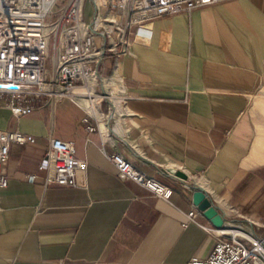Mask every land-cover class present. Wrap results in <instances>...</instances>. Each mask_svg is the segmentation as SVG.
<instances>
[{
  "label": "crops",
  "instance_id": "1",
  "mask_svg": "<svg viewBox=\"0 0 264 264\" xmlns=\"http://www.w3.org/2000/svg\"><path fill=\"white\" fill-rule=\"evenodd\" d=\"M130 49L108 51L89 89L43 95L30 114L2 98L0 128L36 140L14 143L4 165L0 264H191L223 228L264 233V0L151 18ZM52 138L87 161L77 185L47 181ZM113 152L171 185L170 198L123 178ZM199 188L223 228L195 204Z\"/></svg>",
  "mask_w": 264,
  "mask_h": 264
},
{
  "label": "built area",
  "instance_id": "2",
  "mask_svg": "<svg viewBox=\"0 0 264 264\" xmlns=\"http://www.w3.org/2000/svg\"><path fill=\"white\" fill-rule=\"evenodd\" d=\"M220 1L94 0L96 11L87 19L84 0H71L60 19L47 21L58 0H0V99L8 97L12 112L20 117L33 112L43 95L75 96L79 85L89 89L98 80L99 65L108 51L117 56L131 52L138 25ZM52 39L60 44V54L48 78ZM35 140L22 130L0 128V188L9 183L4 165L12 145ZM50 142L41 165L48 171L47 181L77 185L78 171L87 167V161L76 155L75 141L52 138ZM110 158L123 178L134 179L159 196L170 198L173 187L137 168L127 155L113 152ZM30 179L35 180L36 175ZM223 231L212 253L194 256L191 264H264V233Z\"/></svg>",
  "mask_w": 264,
  "mask_h": 264
},
{
  "label": "rangeland",
  "instance_id": "3",
  "mask_svg": "<svg viewBox=\"0 0 264 264\" xmlns=\"http://www.w3.org/2000/svg\"><path fill=\"white\" fill-rule=\"evenodd\" d=\"M70 1L71 0H58V2L55 4V6L53 8L54 11L49 15V17L47 18V21H56V20L60 19L63 12H64L63 8H65ZM83 8H84V17L85 18L90 19L91 17H93V15L96 11L94 0H84ZM134 30H136V27ZM54 41H55L54 39L51 40V46L49 49L50 54H49L48 62H47V68L49 70L48 71V74H49L48 78H51L52 73L55 69L54 68L55 64L57 63V59H58L59 54H60V44L58 46ZM59 43H60V40H59ZM4 101L5 100L0 99V103H3Z\"/></svg>",
  "mask_w": 264,
  "mask_h": 264
},
{
  "label": "water",
  "instance_id": "4",
  "mask_svg": "<svg viewBox=\"0 0 264 264\" xmlns=\"http://www.w3.org/2000/svg\"><path fill=\"white\" fill-rule=\"evenodd\" d=\"M178 176L187 178V174L182 171L174 169ZM194 202L199 209L204 210L206 215L212 220L214 225L223 228L225 224V217L223 213L213 204L211 198L207 195L204 189L199 188L194 192Z\"/></svg>",
  "mask_w": 264,
  "mask_h": 264
},
{
  "label": "bare ground",
  "instance_id": "5",
  "mask_svg": "<svg viewBox=\"0 0 264 264\" xmlns=\"http://www.w3.org/2000/svg\"><path fill=\"white\" fill-rule=\"evenodd\" d=\"M86 93V92H85Z\"/></svg>",
  "mask_w": 264,
  "mask_h": 264
}]
</instances>
